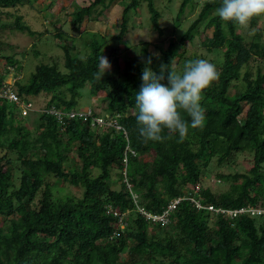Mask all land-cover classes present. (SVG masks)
<instances>
[{
  "label": "trees",
  "instance_id": "obj_1",
  "mask_svg": "<svg viewBox=\"0 0 264 264\" xmlns=\"http://www.w3.org/2000/svg\"><path fill=\"white\" fill-rule=\"evenodd\" d=\"M33 1L0 0V17ZM113 1L73 7V29L87 17L96 20L91 17L96 7L107 8ZM144 1L153 28L168 41L158 45L159 58L148 49L149 42L138 48L126 39V16ZM221 2L182 0L169 32L170 26L161 25L163 14L156 0H130L118 33L109 37L90 29L81 33L84 51L67 43L65 39L72 36L65 37L66 30L59 27L55 36L64 39V69L56 62L40 64L26 80L20 77L22 63L14 54L0 55L7 65L0 88L13 72L17 79L12 88L22 100L34 103L40 94L50 95L26 116L18 104L0 97V264H264L262 216L232 218L198 209L190 198L178 204L165 224L140 212L141 205L152 213L163 212L173 198L187 195V188L201 183L213 161L232 164L245 152L253 155L249 171L221 174L220 178L231 179L224 192L202 185L203 202L226 210L264 207V31L257 27L262 16L240 28L218 17ZM197 5L200 11L188 29L177 32L186 9L194 12ZM14 16L17 29L42 35L22 15ZM6 25L0 19V27ZM210 28L212 35L201 38ZM112 40L134 54L125 52L124 67L112 65L98 78L100 57L125 50L112 46ZM199 49L207 53H198ZM138 51L145 59L137 58ZM220 52L222 60L209 56ZM149 57L157 73L162 63L180 71L194 59L208 60L219 72L203 93L204 126L189 128L183 142H178V135L167 138L166 130L163 142L144 143L139 136L135 97ZM85 90L96 96L94 106H78ZM98 93L104 94L98 97ZM246 104L255 110L243 120L239 115ZM52 107L62 111V119L50 112ZM89 109L92 116L79 115ZM71 112L77 115L72 117ZM97 117L106 123L100 125ZM113 119L120 128L107 124ZM66 163L72 166L67 169ZM61 183L70 192L58 194Z\"/></svg>",
  "mask_w": 264,
  "mask_h": 264
},
{
  "label": "rangeland",
  "instance_id": "obj_2",
  "mask_svg": "<svg viewBox=\"0 0 264 264\" xmlns=\"http://www.w3.org/2000/svg\"><path fill=\"white\" fill-rule=\"evenodd\" d=\"M94 1L95 0H35L32 3H25L17 8L9 9V14L2 13L0 19L1 21L7 23V25L4 28L0 27V55H15L14 59L22 63V72L20 77H23V80H26V78L28 79L36 70V67L40 64H54L56 62L61 69H64L65 55L61 46L62 43H64V39L62 40L61 38H57L55 36L59 27H63L66 30L67 34L65 37L67 35L72 36V38L65 39L67 43H76L80 45L81 50L84 51L86 48L82 40H84L83 34L87 30L90 29L98 31L107 37L118 33L119 27L123 21V10L130 2V0H114L107 8H102V5H99L91 15V17H97L96 20L94 19L93 21H90L89 17H87L80 25L79 29L74 30L71 24V12L73 7L89 6ZM181 2L182 0H156V5L163 14L161 18L162 26H170L172 23L174 24L172 19L176 17ZM200 7L201 5H197L194 12H190L189 8L186 9L177 32L179 31L184 33L188 29L191 21L200 11ZM17 14L23 16V20L30 25L32 30L41 32L42 35H39L38 33L30 34L27 31H20L17 29L13 25L15 21L14 15ZM126 23L129 27L126 34L127 41H129L132 45L149 42L150 45L148 49L152 53H159L160 55L158 45L161 44V42L166 45L168 41L166 36L163 38L159 37L157 30L153 28L150 22V12L146 1L142 2L138 8L130 9L128 15L126 16ZM257 27L263 28L264 31V16L259 19ZM255 29L256 28H253L250 31H255ZM172 30L174 29L170 26L169 32ZM240 31L241 30H238V32ZM212 32L213 29H208L206 33L201 36V38H204L206 35L211 36ZM248 34H250V32ZM196 39L197 42H199V39ZM111 45L118 46L120 50H125L118 52L117 56L109 57L106 55L105 57L110 62L111 66L119 65V67H124V53L127 52L129 56H133V50L125 48L126 46L123 44H118L116 40H112ZM140 47L141 45H139L138 48ZM187 47L190 52H193L191 43L188 42ZM197 52L203 54L207 53L202 49H199ZM209 56L212 59L218 58L219 60H222L223 55L222 52H220L219 54L211 53ZM137 58L145 59V56L141 53V51H138ZM6 66L5 58L0 56V75L5 73L7 69ZM11 71H14V69L11 68ZM16 79V75L13 72H10L5 79V82L8 85H12ZM101 94L103 95L104 93H98L97 96L99 97ZM49 99L50 95L40 94L33 101L39 109ZM95 99L96 96L92 98L89 92L85 90L83 100L79 102L78 106H94ZM97 104L100 105L99 102H97ZM254 110V105L246 104L239 116L244 120L251 115ZM32 116H34V113H32L31 117ZM34 117H36V115ZM72 158H74L73 154ZM252 161L253 155L249 152L239 154L236 161L232 164L219 165L217 162L213 161L209 169L205 170L201 183L204 187H210L215 193L224 192L230 188L231 179L224 180L220 178V175H231L236 172H248L252 166ZM65 166L69 169L70 166H72V163H66ZM118 185V181H115L114 186L118 187ZM189 186L190 185H187V187ZM60 188L62 189L58 192V194L64 195L65 193L70 192V188L63 187V183L60 184ZM72 189L77 190L75 187H72ZM2 223L3 219L1 218L0 224Z\"/></svg>",
  "mask_w": 264,
  "mask_h": 264
},
{
  "label": "clouds",
  "instance_id": "obj_3",
  "mask_svg": "<svg viewBox=\"0 0 264 264\" xmlns=\"http://www.w3.org/2000/svg\"><path fill=\"white\" fill-rule=\"evenodd\" d=\"M216 14L224 22L247 28L253 18L264 16V0H222ZM153 55L159 58V53ZM151 64L152 57H149L142 69L140 91L135 97L139 136L144 143L163 142L166 130L167 138L178 135V142H183L189 128L204 126L205 109L201 106L203 93L219 78V72L206 59L188 60L180 71L175 66L162 63L159 73L152 69ZM110 69V62L102 55L98 78Z\"/></svg>",
  "mask_w": 264,
  "mask_h": 264
},
{
  "label": "built area",
  "instance_id": "obj_4",
  "mask_svg": "<svg viewBox=\"0 0 264 264\" xmlns=\"http://www.w3.org/2000/svg\"><path fill=\"white\" fill-rule=\"evenodd\" d=\"M12 85H8L4 81L2 87L0 88V97L7 98L9 101L18 104L21 107L22 113L24 116L28 115L32 111L37 110L35 108V105L33 102H31V101L26 102V101L22 100L20 98V96L13 90ZM50 112L57 114L59 116V118L62 119V111L61 110H57L55 107H52L50 109ZM75 115H77V112H71L70 113V116H72V117ZM79 115H84V116L86 115V117L92 116V111H91V109H89L87 111H85V110L80 111ZM95 120L100 125H104L106 123V121L103 117H97ZM107 124L111 125V126H116L117 128H120V126L117 124L116 119L110 120ZM127 150L130 151L134 155L136 154V152L134 150H131L130 148H127ZM124 162L127 163V157L124 158ZM124 173H126V169H124ZM126 180L127 179H125V181ZM201 189H202L201 183L198 182V183L194 184L193 186L189 187V189H187V191H186L187 195H184V194L178 195L177 197L173 198L169 202L167 207L164 209V211L161 213L149 212L142 205L140 206V212L142 214H144L146 219H151L154 222H161L162 224H165L170 220V214L174 209L177 208L178 204L182 200H184L185 198H190L191 201L195 204V206L198 209L208 208L209 210L215 212L216 214L228 213L232 218H235L238 215H249V216H262V217H264V207H261V206H258V207L244 206V207L237 208V209L226 210L220 206H215L213 204H206L203 202V197L201 195ZM136 201H139V200L137 199ZM112 212L117 214V212H115V211H112Z\"/></svg>",
  "mask_w": 264,
  "mask_h": 264
}]
</instances>
